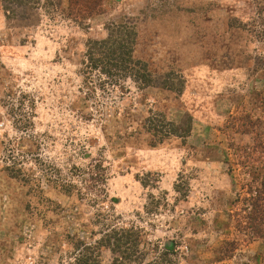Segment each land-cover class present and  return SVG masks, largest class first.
<instances>
[{"label":"rangeland","instance_id":"rangeland-1","mask_svg":"<svg viewBox=\"0 0 264 264\" xmlns=\"http://www.w3.org/2000/svg\"><path fill=\"white\" fill-rule=\"evenodd\" d=\"M40 1L9 13L0 0V264L66 261L67 240L51 241L99 231L101 214L173 243L161 264H264V241L233 223L250 178L236 148L253 143L233 126L264 125V43L249 25L264 0H104L82 22L68 0ZM120 22L156 86L87 92L86 43ZM9 140L26 179L5 169Z\"/></svg>","mask_w":264,"mask_h":264},{"label":"trees","instance_id":"trees-1","mask_svg":"<svg viewBox=\"0 0 264 264\" xmlns=\"http://www.w3.org/2000/svg\"><path fill=\"white\" fill-rule=\"evenodd\" d=\"M6 12L15 11L10 6H31L40 4V0H3ZM104 0H68V15L75 21L82 22L101 13ZM47 4L57 8V0H46ZM255 16L249 24L258 41L264 43V5L259 4ZM232 25V24H231ZM137 33L127 22L110 23L107 36L103 39H89L80 61L79 75L82 78V87L87 92L118 89L125 99L126 93L131 92V84L143 92L149 87L156 86L153 74L147 64L135 56ZM168 89H174L171 83H159ZM84 100L87 98L84 97ZM111 112L113 107H111ZM146 127L157 134L162 130L157 123L149 122ZM233 128L237 132L253 135L251 145H242L236 148L237 164L248 173L250 178L242 187L243 193L237 194L233 203H241L239 211L234 212V227L241 233L249 234L253 238L264 241V128L259 119L247 115L236 122ZM164 136H181L178 129H170ZM15 145L9 140L5 148L7 169L14 176L26 179L24 169L18 160L13 159ZM29 177H27L28 179ZM63 187L73 188L70 181L61 184ZM103 221L99 231L87 233H72L67 231L58 234L51 246L56 250L67 240V260L60 258L59 264H161V254L165 249H172L173 243H167L160 248L156 243L144 240V229L135 225H123L115 222L113 214L98 215ZM100 221H93L94 224ZM60 241V242H59ZM225 245L237 248L235 241H225ZM111 253L106 261L103 250ZM231 249H226L225 252ZM224 254V253H222ZM226 256H228V253Z\"/></svg>","mask_w":264,"mask_h":264}]
</instances>
